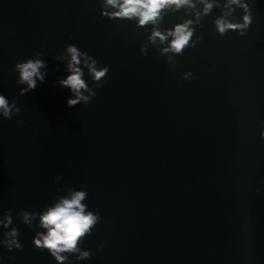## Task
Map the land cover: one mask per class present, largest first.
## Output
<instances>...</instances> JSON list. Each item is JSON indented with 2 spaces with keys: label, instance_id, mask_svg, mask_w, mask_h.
<instances>
[{
  "label": "water",
  "instance_id": "obj_1",
  "mask_svg": "<svg viewBox=\"0 0 264 264\" xmlns=\"http://www.w3.org/2000/svg\"><path fill=\"white\" fill-rule=\"evenodd\" d=\"M207 2V14L192 0L139 26L103 16V0H0V94L21 110L0 114V264H57L33 238L76 191L100 216L78 245L91 257L71 264H264V0H243L253 16L243 36L215 25L243 23L242 8ZM185 21L182 54L163 53L171 36L149 40ZM69 44L109 68L97 87L80 58L96 96L72 108L58 83L72 74ZM30 58L45 78L21 96L14 66ZM13 228L22 250L3 244Z\"/></svg>",
  "mask_w": 264,
  "mask_h": 264
},
{
  "label": "clouds",
  "instance_id": "obj_2",
  "mask_svg": "<svg viewBox=\"0 0 264 264\" xmlns=\"http://www.w3.org/2000/svg\"><path fill=\"white\" fill-rule=\"evenodd\" d=\"M201 2L204 3V13L210 12L213 5L208 3L207 0H201ZM173 5H175L176 9L185 5L192 8L195 7L192 0H103L101 14L109 19L138 18V25L145 26L149 23L156 24L162 18V10ZM231 5H236L243 9V23H232L224 18H219L215 21L216 28L221 35H224L228 30H233L243 36L246 33V29L252 24L251 9L249 4L243 2V0H228V6ZM109 7L116 10L109 12L107 10ZM230 11H233V9L230 8ZM227 15L229 13H225V16ZM191 23L192 21H185L182 24H178L174 30L168 31L167 35L153 29L149 40L155 43L158 38L163 43L168 36H171L172 40L169 46L163 49V53L171 51L175 54H182L184 48L189 45L193 35V30L189 28ZM192 47H195V44ZM140 51L141 54L147 55L145 46H141ZM67 53L71 57L67 67L72 74L67 76L66 79L59 80L58 83L62 87L69 88L74 95V98L69 97L67 99L69 108L75 107L81 102L87 105L96 96V92L92 91L85 83V80L82 79L83 73L81 68L78 67L81 63L80 58L84 57V64L93 80L97 82V87L100 86V83L104 80L103 78L106 77L109 68L103 67L97 70L95 67L97 61L91 60V63H89L91 57L79 51L73 44L67 46ZM41 55L39 52L36 53L38 57ZM57 58L59 59V57ZM45 66V62L38 58H30L15 64L14 70L19 73L17 83L26 85V87L20 89L21 96L35 90L38 86L37 81L44 82L45 77L40 69ZM191 75V73H186L183 75V79L189 80ZM84 92H88L89 95H85ZM20 111L15 100L10 103L3 94H0V114H2L3 118L11 120L13 112L19 114ZM17 123H23V121H17ZM260 135L261 138H264V129L261 130ZM258 191L259 189H257ZM86 195L87 193L84 191L73 192L70 198L61 199L54 207L48 208L40 216V227L47 231L46 233L38 232L33 238V245L42 251L46 250L57 264H71V261H69L70 255H74L77 261L89 259L92 255L89 250L81 251L78 246L82 237H85L86 234H91V229L96 225L100 216L99 211L95 215L92 212L85 213L86 206L81 201L85 199ZM5 220L4 227L7 228L12 223L11 216L8 215ZM23 220L26 224L30 223L28 213H23ZM6 235L8 238L3 241V244L9 251L23 249V245L18 240V229L13 228ZM99 247L102 248L103 245Z\"/></svg>",
  "mask_w": 264,
  "mask_h": 264
}]
</instances>
